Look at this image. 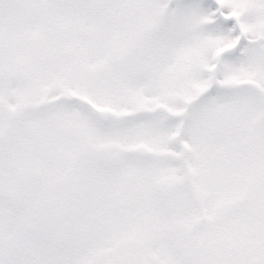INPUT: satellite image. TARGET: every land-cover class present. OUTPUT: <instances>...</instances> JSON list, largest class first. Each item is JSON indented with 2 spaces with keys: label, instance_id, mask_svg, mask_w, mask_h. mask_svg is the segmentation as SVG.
<instances>
[{
  "label": "snow or ice",
  "instance_id": "1",
  "mask_svg": "<svg viewBox=\"0 0 264 264\" xmlns=\"http://www.w3.org/2000/svg\"><path fill=\"white\" fill-rule=\"evenodd\" d=\"M0 264H264V0H0Z\"/></svg>",
  "mask_w": 264,
  "mask_h": 264
}]
</instances>
